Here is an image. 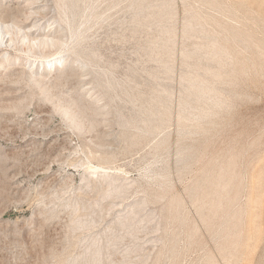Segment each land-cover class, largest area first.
Returning <instances> with one entry per match:
<instances>
[{
    "label": "rangeland",
    "instance_id": "1",
    "mask_svg": "<svg viewBox=\"0 0 264 264\" xmlns=\"http://www.w3.org/2000/svg\"><path fill=\"white\" fill-rule=\"evenodd\" d=\"M26 1L0 0V20L39 6L26 31L60 23L61 0ZM69 10L78 32L51 57L78 61L44 86L38 57L0 46V264H264V0Z\"/></svg>",
    "mask_w": 264,
    "mask_h": 264
},
{
    "label": "bare ground",
    "instance_id": "2",
    "mask_svg": "<svg viewBox=\"0 0 264 264\" xmlns=\"http://www.w3.org/2000/svg\"><path fill=\"white\" fill-rule=\"evenodd\" d=\"M26 2V7H28L30 3L32 5V2L30 0ZM71 3L72 0H61L60 23L57 22V26H50L49 30L47 32H44L43 34H36L33 30H25L27 23L26 21L41 13V7L39 6H35L33 8L31 7L27 11H25V9L11 11L9 12L7 17L0 20V46L4 45V47L6 48L18 49V44H23L24 46L22 47L25 48H23L25 53L29 52L30 54H33V56L38 57L31 64L35 65L36 62H38V64L36 65L37 70L28 71V73H30L31 77L34 78L33 83L37 82V84L40 86H44V81L50 75H53V77H55L58 74L57 72L61 70L66 72L70 68L74 69L75 63L78 61L77 58L74 57V54L78 55L79 53L72 52V50L69 54H62L53 58L51 57L52 55H57V53H62L61 51L64 50V45L67 42L65 40L64 33L65 26H69V29L71 28L70 30H72V32L75 34H77L78 32V29L70 27L72 26L71 17H73L74 15V13H71L69 10L71 7ZM13 59L14 58L11 57V54H9L8 59L7 61H5V63H8ZM16 60L21 61L22 57H16ZM2 77L0 78V80L4 78ZM58 111L69 120L72 126L81 128V123L77 119V113L74 112L71 107H65L63 109L60 108ZM87 173L89 175L88 179H90V182L96 184V187L98 188H104L103 185L104 183H106V187H109L110 191H114L115 194V191L120 192L121 190L126 192L129 190V188L126 187L124 183L123 185L122 182H119L121 178L117 174L113 173L112 171L106 170L103 166L91 167V169L88 168ZM123 180H125V178ZM112 193L109 194L111 195ZM117 205L118 204L113 205L112 208H115ZM145 209L146 204L142 201L138 202L132 210H129V212H131V215L120 219L118 225L121 226V229H124L125 227H133L136 224L137 216ZM150 217L151 215H149L147 218L149 222L151 221ZM147 259L148 258L146 257L144 262L147 261ZM144 262H142L141 264H144Z\"/></svg>",
    "mask_w": 264,
    "mask_h": 264
}]
</instances>
